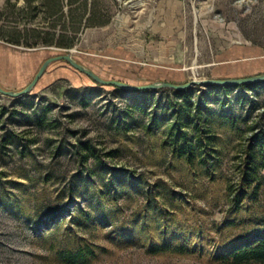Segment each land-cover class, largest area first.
Segmentation results:
<instances>
[{"label":"rangeland","instance_id":"1","mask_svg":"<svg viewBox=\"0 0 264 264\" xmlns=\"http://www.w3.org/2000/svg\"><path fill=\"white\" fill-rule=\"evenodd\" d=\"M95 3L101 18L112 16L111 22L86 28L70 50L104 79L184 84L264 74V0ZM24 4L0 0V27L6 34L22 28L27 19L20 14ZM233 44L254 48L257 54L240 68L213 67L218 54ZM62 50L0 40V84L7 90L25 89L45 60L65 53ZM192 94L204 114L195 121L200 128L194 131L193 124L187 131L194 136L209 130L208 142L220 160L207 173L200 163L207 154L200 152L194 162L197 179L186 162L173 155L171 128L178 115L174 102L183 101L173 92L144 94L103 85L58 61L32 94H0V264H62L49 251L47 237L65 240L71 228L109 248L94 264H215L208 256H155L140 246L120 247L108 237L111 226L100 219L97 197L91 198L115 194L127 180L128 186H135L129 199L119 200L126 210L119 215L125 216L145 202L155 184L168 183L184 198L179 217L217 234L232 206L229 188L240 189L254 145L260 166L264 162V82L230 91L198 85ZM155 115L159 125L153 123ZM257 174L258 191L250 205L264 224V166ZM103 202L111 206L106 197ZM81 207L89 215L79 214ZM74 214H79L81 225L72 223Z\"/></svg>","mask_w":264,"mask_h":264},{"label":"trees","instance_id":"2","mask_svg":"<svg viewBox=\"0 0 264 264\" xmlns=\"http://www.w3.org/2000/svg\"><path fill=\"white\" fill-rule=\"evenodd\" d=\"M20 14L27 16L22 28L21 25L20 28L16 26L12 32L6 34L0 27V40L30 48L56 47L70 50L78 44L80 33L86 28L105 26L112 20V16L106 20L101 18V11L95 0H25L24 6L20 8ZM257 85L258 83L242 86H210L230 91L234 88H250ZM193 90L194 87L186 90L163 88L140 92L144 94L156 91L173 92L176 96L183 97V101L175 100L174 102L175 108H178V115L171 128L174 139L172 149L173 155L186 162L196 178L194 162L200 152H203L201 154L203 156L207 154V158H202L200 162L207 173H211L214 163L220 160L216 155L218 150L208 142L212 139L209 130L207 132L205 129L204 134L194 136L187 131V128L193 124L197 127L192 128L194 131L199 129L195 121L197 119L200 121L204 114L202 105L193 101ZM153 121L155 125L161 123L157 115L154 116ZM261 133L262 131L256 135V138ZM205 135H207L206 139H204ZM196 139H198L197 142ZM263 141L260 153L264 156ZM255 147L256 145L250 156L249 168L242 172L240 189L232 190V186L229 188L227 195L229 201H232V206L224 220L217 226L216 235L212 234L214 229L202 223L194 225L179 217L181 210L185 209L184 198H179L178 193L173 191V186H168V183L155 184L152 191L147 192L145 202L140 207L130 214L120 216L119 211L122 210L123 213L126 210L119 200L129 199L135 186H128V181L124 180L123 184L117 186L115 194L102 193L91 197H97L95 205L101 210L100 219L111 226L108 237L120 247L140 246L155 256L198 258L208 256L215 264H264V224L260 213L251 212L250 205L255 201L254 195H257L258 191L257 187H254L258 180V169L264 166V162L260 166V157L255 152ZM141 182V179H137L136 186L140 187ZM121 187L125 190H121ZM162 187L167 190H161ZM104 197L111 201V206H105ZM86 209L79 208V214L89 215ZM248 213L250 214L247 215ZM79 214H74L72 218V223L78 226L81 225L77 220ZM47 240L50 243L49 251L62 264H94L103 254L109 253L108 247L91 241L73 228L65 240L59 241L52 236L47 237Z\"/></svg>","mask_w":264,"mask_h":264},{"label":"water","instance_id":"3","mask_svg":"<svg viewBox=\"0 0 264 264\" xmlns=\"http://www.w3.org/2000/svg\"><path fill=\"white\" fill-rule=\"evenodd\" d=\"M45 49H59L56 47H44ZM63 51L62 49H59ZM66 50V49H65ZM65 53H57L50 56L43 65L41 66L40 70L38 71L37 75L33 79V81L23 90L21 91H14V90H7L0 84V94L11 96V97H22L32 94L34 88L37 86L41 78L47 72L48 68L55 62L58 61H66L70 63L74 68L79 70L82 73L87 74L96 82L103 84V85H112L117 88L126 89V90H133V91H148V90H159L163 88H172L176 90H186L198 85H223V86H242V85H250V84H257L264 82V74L256 75L251 77H244V78H227V79H194L189 81L188 83L184 84H175L171 82H154V83H147V84H132L127 83L120 80H107L104 79L102 76L98 75L92 69L86 67L84 64L78 62L74 55L72 54L71 50L64 51Z\"/></svg>","mask_w":264,"mask_h":264},{"label":"crops","instance_id":"4","mask_svg":"<svg viewBox=\"0 0 264 264\" xmlns=\"http://www.w3.org/2000/svg\"><path fill=\"white\" fill-rule=\"evenodd\" d=\"M255 54H257V52L254 48L243 46L241 44H233L229 46V48L222 50V52L218 54L217 60L211 65L216 67V69L221 68L226 71L228 69L233 70V68H240L242 65H245V61H248V58Z\"/></svg>","mask_w":264,"mask_h":264}]
</instances>
